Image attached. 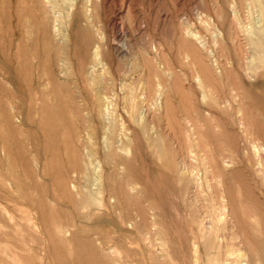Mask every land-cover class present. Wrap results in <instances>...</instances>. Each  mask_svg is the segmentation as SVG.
<instances>
[{
  "label": "rangeland",
  "instance_id": "obj_1",
  "mask_svg": "<svg viewBox=\"0 0 264 264\" xmlns=\"http://www.w3.org/2000/svg\"><path fill=\"white\" fill-rule=\"evenodd\" d=\"M263 228L264 0H0V264H264Z\"/></svg>",
  "mask_w": 264,
  "mask_h": 264
},
{
  "label": "bare ground",
  "instance_id": "obj_2",
  "mask_svg": "<svg viewBox=\"0 0 264 264\" xmlns=\"http://www.w3.org/2000/svg\"><path fill=\"white\" fill-rule=\"evenodd\" d=\"M46 1V0H45ZM48 1V0H47ZM50 1V0H49ZM51 3V2H50ZM53 4V3H52ZM45 5V4H44ZM46 5H48V3L46 4ZM49 5H51V4H49ZM45 8H47V6H45ZM255 7H253V9H254ZM46 11H47V9H46ZM48 12H51V11H48ZM248 12H250V11H248ZM257 12V11H256ZM256 12H255V15H256ZM258 14V13H257ZM49 16V15H48ZM258 17H259V15H258ZM258 17H256V18H258ZM251 18H252V15H251ZM260 18V17H259ZM252 20H253V18H252ZM258 23V22H257ZM45 24V23H44ZM43 24V25H44ZM251 27V26H250ZM249 28V27H248ZM248 28H247V30H248ZM250 29V28H249ZM252 29V28H251ZM46 32V31H45ZM250 32H251V30H250ZM55 33V32H54ZM58 33V32H57ZM56 33V34H57ZM55 35H53V37H54ZM57 36V35H56ZM55 36V37H56ZM59 36V35H58ZM48 37V36H47ZM57 38V37H56ZM56 41V40H55ZM58 41V40H57ZM61 41V40H60ZM59 42V41H58ZM62 55V54H61ZM94 58H95V61H97L99 64L101 63V62H99V58H98V52H97V49H95V53H94ZM62 62V61H61ZM245 66H247V65H245ZM108 74V73H107ZM105 98V97H104ZM106 110V112H107V108L105 109ZM108 115V114H107ZM107 129V128H106ZM106 139V138H105ZM104 139V140H105ZM105 142V141H104ZM257 152H258V150H257ZM94 164V163H93ZM98 165V164H97ZM97 167L95 166L94 167V169H92V170H94V174L96 175V173H97V169H96ZM97 176H99V175H97ZM93 177V176H92ZM95 177V176H94ZM93 177V178H94ZM97 178H95V180H96ZM98 180V179H97ZM93 182V181H92ZM94 184V183H93ZM96 185V184H95ZM44 196V195H43ZM101 199V198H100ZM97 204H98V202H97ZM85 205V204H84ZM87 205V204H86ZM85 205V206H86ZM224 209V208H223ZM222 212V211H221ZM223 214V213H222ZM263 222V221H262ZM263 225V224H262ZM264 229V228H263ZM263 233V232H262ZM254 238V237H253ZM255 240V239H254ZM256 241V240H255ZM259 245V244H258ZM111 251H113L112 249H111Z\"/></svg>",
  "mask_w": 264,
  "mask_h": 264
}]
</instances>
